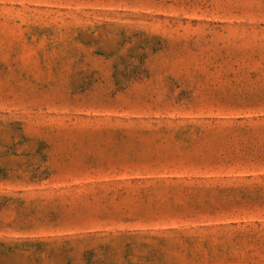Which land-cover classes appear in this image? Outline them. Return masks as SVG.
I'll list each match as a JSON object with an SVG mask.
<instances>
[{"label":"rangeland","instance_id":"obj_1","mask_svg":"<svg viewBox=\"0 0 264 264\" xmlns=\"http://www.w3.org/2000/svg\"><path fill=\"white\" fill-rule=\"evenodd\" d=\"M0 264H264V0H0Z\"/></svg>","mask_w":264,"mask_h":264}]
</instances>
